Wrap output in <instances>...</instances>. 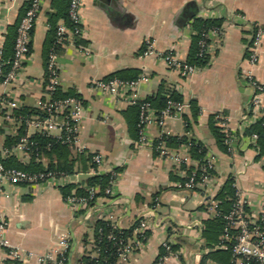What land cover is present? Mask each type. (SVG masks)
Listing matches in <instances>:
<instances>
[{
	"label": "crops",
	"instance_id": "0c3cea01",
	"mask_svg": "<svg viewBox=\"0 0 264 264\" xmlns=\"http://www.w3.org/2000/svg\"><path fill=\"white\" fill-rule=\"evenodd\" d=\"M81 1L80 37L88 43L76 45L74 40L67 41L58 52V65L61 91L77 93L84 103L80 143L85 147L67 148L74 165L60 185L5 184L0 193V211L8 221L6 237L12 243H23L28 251L56 253L61 247V236L66 235L70 242L69 258L73 264H79L84 255L98 256L94 229L97 219L111 220L124 229L145 219L148 238L129 264H154L161 242L168 237L179 245L180 257H172L166 264H201L204 259L205 264H225L208 258L209 252L226 248L208 246L203 236L204 220L216 217L206 208L208 201H218L216 195L232 176L236 186L250 197V210L264 209V160L258 157L257 140L244 133L253 123L247 104L255 92L246 74L251 71L264 84V31L258 62L252 66L248 60L253 24L259 23L264 29V0ZM26 2L0 0V46L5 47L8 26L18 20ZM55 11L54 0H45L35 22L30 54L14 83L15 94L23 107L36 108L37 101L45 95L49 18ZM194 18H221V32L211 37L208 64L183 75L159 54L170 51L178 59L187 60L196 32ZM148 39L154 41L156 52L146 57L141 49ZM127 68L150 74L148 80L138 85L140 99L156 94L164 82L185 101H196L199 106L196 119L189 107L181 115L167 117L164 128L151 123L148 134L155 141L164 129L166 136L185 135L202 142L206 152L217 157L209 186L197 189L180 186L186 180L185 174L199 161L192 157L186 143L178 145L179 148L172 146L180 156L191 158L188 165L178 164L170 157L160 156L154 147L140 144L130 125L132 103L127 97L101 92L92 84L95 79ZM3 90L0 86V94ZM214 114L227 117L228 127L235 134L231 150L221 149L212 133L210 120ZM186 116L191 117L190 127L186 126ZM7 135L2 137L6 145ZM95 153L104 157L100 173L112 170L118 173L114 195L113 198L101 195L95 205L79 212L66 202L61 186L72 183V191L86 186L88 177L97 174L89 159ZM11 156L22 163L30 160L19 151ZM49 160L42 159L46 165ZM0 264L18 262L10 259L6 248L0 246ZM23 264L42 263L31 260Z\"/></svg>",
	"mask_w": 264,
	"mask_h": 264
},
{
	"label": "built area",
	"instance_id": "2783aa9c",
	"mask_svg": "<svg viewBox=\"0 0 264 264\" xmlns=\"http://www.w3.org/2000/svg\"><path fill=\"white\" fill-rule=\"evenodd\" d=\"M44 1L29 0L28 7L21 17L17 28V37L11 60L7 61L4 58V47L0 46V86L4 87L3 92L0 94V130L4 128L7 132L2 133L0 131V193L3 192L4 186L7 183L14 185H37L47 182L49 184L60 185L67 180L68 174L63 170L45 168L43 170L30 171L16 166H9L5 163L7 157L18 151L23 153L27 158H30L32 146L35 145L34 142L29 140L31 135L40 134L55 137L57 142H60L70 149H82L85 147L80 143V123L84 113L83 100L76 95L65 97L55 95L61 89V72L58 65L59 48L65 44L66 39L73 40L74 34L80 35L82 31L80 13L82 6L81 0H70L69 4V15L71 21L74 23V30H70L66 24L60 23L57 28L55 44L49 51L45 77V95L36 103V109L40 110L42 114H26L22 112L21 109L23 106L18 96H16L13 87L15 81L24 69L26 60L30 54L32 30L34 29L36 19ZM263 31L264 29L259 23L253 24V36L248 47V60L252 66H255L259 59L258 50ZM220 32L221 29L219 27L210 28L203 32L202 38L199 41V56L205 53L209 54L211 37ZM155 52L154 41L151 39L146 40L141 54L148 57ZM159 55L165 59L170 67L177 68L183 75H190L195 70L192 64H189L186 60L178 59L170 51L160 52ZM5 64H9L7 70L4 68ZM246 77L255 89L254 94L248 101L247 109L251 114L253 122H256L264 117V100L262 98L264 84L254 78L251 71L246 74ZM149 78L150 74L142 72L138 78L133 80H122L117 77L100 78L93 80L92 84L101 92L121 95L127 97L130 103H135L143 100L138 96V85L140 82L148 80ZM189 107V101L169 99L166 107L157 111L148 101H144L141 105V114L138 122L139 137L137 141L140 144L154 147L162 157H170L178 164L183 163L188 165L191 162V158L186 155L180 156L178 151L167 143L164 129H161L160 135L153 141L149 137L148 127L151 123H157L161 128H164L167 117L181 115ZM218 117L219 124L225 132L227 148L231 150L233 148L235 134L228 127L227 117L223 114H219ZM21 127H25L26 129L25 136L15 144L6 145L2 137H5L4 135L6 134L15 135ZM252 138L257 140L258 134L253 133ZM185 145L189 147L187 143ZM40 159L38 158V160ZM216 160L217 157L213 152H205L203 159L197 161L196 167L185 174V182L179 185L187 189H194L198 186H209L214 177ZM92 161L95 164L93 171L100 173V168L104 165L103 155L101 153L93 154ZM109 173L110 179L104 192L106 196L113 198V187L118 173L116 170H112ZM234 185L236 187L235 198L228 212H223L216 200H209L206 204V208L212 215L221 216L226 221L224 232L221 236L223 242L218 246L227 247L225 244L226 241L234 239L232 252L235 264H250L253 261L254 264H264V209L261 211L250 210V197L240 187L236 186V182H234ZM98 192H100V185L96 184L89 187L88 196H80L73 191L72 194L64 198L74 209L81 210L91 207L90 200L96 198ZM7 224V219L0 211V246L6 248V253L10 259L18 262V264H23L25 261L31 260L42 264H68L70 242L66 235L61 236V247L55 250L56 253L51 250L35 253L26 250L23 243L15 244L10 242L5 235ZM147 230L148 223L145 219H142L127 239L118 236L116 232L108 233V238L118 243V256L115 263L129 264L131 262L135 251L148 238ZM171 241L170 238H166L161 242L163 251H160L154 264H166L170 258L180 257L179 250L173 249ZM100 264L111 263L105 259Z\"/></svg>",
	"mask_w": 264,
	"mask_h": 264
},
{
	"label": "trees",
	"instance_id": "16d2710c",
	"mask_svg": "<svg viewBox=\"0 0 264 264\" xmlns=\"http://www.w3.org/2000/svg\"><path fill=\"white\" fill-rule=\"evenodd\" d=\"M29 0L26 2L25 6L20 11L18 20L8 26V30L6 33V45L4 47V58L9 61L11 60L13 53H14V45L15 40L17 37V28L20 22L21 17L23 16L26 8L28 7ZM69 4L70 0H54V6L56 7V11L50 14V31H49V39L46 47V67H47V61H48V54L51 49V47L55 44V40L57 38V28L60 24L59 20H62L61 23L66 24V26L70 30H74V23L70 19L69 15ZM193 26L196 30V32L192 35L191 39V46L189 53L187 55V62L189 64H192L195 68H202L206 66L209 62V54L205 53L201 56L198 55L199 53V41L202 38V34L204 31L209 30L210 28L219 27L222 25V19L221 18H194L192 19ZM220 28V27H219ZM34 30V29H33ZM32 30V35H33ZM73 40L76 45H86L88 42L81 38L80 35L74 34ZM69 41V39H66L65 43ZM32 43V42H31ZM31 43H30V50H31ZM144 49L142 47L141 51ZM60 50V48H59ZM4 68L7 70L9 68V64H5ZM142 71L135 68H127L123 70L116 71L105 78H113L117 77L122 80H133L138 78L141 75ZM56 96H69V95H77V93L70 91V92H62L61 89H59L56 94ZM174 99L177 101H183L184 99L180 94H178L176 91L169 90L166 83L162 82L159 86V89L156 94L146 97L143 100H139L135 103H132L131 105V112L133 115V121L130 124L132 126V129L136 131V139L138 140L139 137V128H138V122L140 119L141 114V105L144 101H148L152 107H154L157 111L162 110L166 107L168 100ZM190 107L192 110V116L194 119H196L198 113H199V106L197 105L195 100H190ZM22 112L26 114L31 113H41L40 110H37L36 108H27L22 107ZM42 114V113H41ZM219 114H214L212 119L210 120V127L212 130V133L214 134L216 141L219 145V147L223 150H227V143L225 142V132L223 130V127L219 124ZM186 126L190 127L191 117L186 116ZM26 131H24V128L22 127L19 129L17 135L11 136L7 135L6 137V143L7 145L15 144L20 139L25 136ZM25 133V134H24ZM245 134L252 135L253 133L258 134L257 138V145L260 147V152L258 154V157H264V117L260 118L256 122L251 123L248 127L245 128L244 131ZM165 139L168 144L172 145H180L182 143H187L190 148V153L192 157L202 160L205 152H206V146L196 140V139H188L185 135L182 136H165ZM31 142H34L35 145L32 146L31 149V156L28 163H22L18 162L14 156L7 157L5 159V163L9 166H16L19 168H23L30 171H38L43 170L45 168H54L63 170L66 173H70L73 169V160L70 157V152L68 151V147L61 144L60 142H57L55 137L51 136H45L40 134H33L29 138ZM47 157L49 160V163L46 165L43 163L42 159ZM38 158H41L38 160ZM56 159L55 162L53 160ZM89 159L92 161V155L89 156ZM93 162V161H92ZM93 166L95 165L92 163ZM199 174V172H197ZM110 179V173H97L94 175H91L88 177L86 186H78L77 189H75V193L80 196H88L89 187L94 186L96 184L100 185V192L97 193L96 198L90 200V205H95V201L97 197L101 195H105L104 189L108 185ZM234 177L230 176L226 182L224 183L222 189L218 192L216 195V199L220 202L218 205L223 211H228L231 209L234 198H235V192L236 187L234 185ZM199 187V186H198ZM198 187H195L194 189H197ZM74 188V184H66L61 186L62 194L64 197H67L68 195L72 194V190ZM84 209L79 210L83 211ZM142 219V218H141ZM140 222V219L135 222V224L128 229L120 228L116 224H114L111 220L106 219H97L95 222V243L97 245L98 249V256L92 257L89 255L82 256L79 260V264H100L105 259L109 261L111 264H117L116 259L118 256V243L116 241L111 240L108 238V233L110 232H116L118 233V236H121L123 239H127L133 232L136 225ZM226 225L225 219H223L221 216H216L211 219L204 220V228H203V236L206 239L207 245L211 247H216V245L222 244V234L224 232V228ZM234 233V231H232ZM149 234V231H147V235ZM169 238V237H168ZM233 240L226 241V248L223 249H215L212 252L208 253V258H214L217 260H220L224 262L225 264H235V259L232 252V245ZM172 242V247L175 250H179V245ZM163 249L161 248V252ZM69 256V252H68ZM207 258V257H206ZM206 259L202 261L201 264H205ZM250 264H254V261Z\"/></svg>",
	"mask_w": 264,
	"mask_h": 264
},
{
	"label": "water",
	"instance_id": "95a60500",
	"mask_svg": "<svg viewBox=\"0 0 264 264\" xmlns=\"http://www.w3.org/2000/svg\"><path fill=\"white\" fill-rule=\"evenodd\" d=\"M75 244H76V240H75L74 237H73V246H72V249L75 248ZM68 264H73L71 257H70L69 260H68Z\"/></svg>",
	"mask_w": 264,
	"mask_h": 264
}]
</instances>
